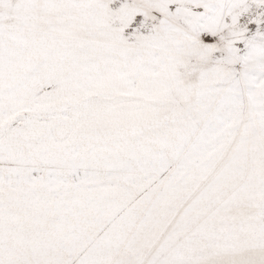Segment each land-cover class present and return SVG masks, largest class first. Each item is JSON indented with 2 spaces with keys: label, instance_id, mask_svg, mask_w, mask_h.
I'll return each mask as SVG.
<instances>
[{
  "label": "snow or ice",
  "instance_id": "6c2138e0",
  "mask_svg": "<svg viewBox=\"0 0 264 264\" xmlns=\"http://www.w3.org/2000/svg\"><path fill=\"white\" fill-rule=\"evenodd\" d=\"M0 264H264V0H0Z\"/></svg>",
  "mask_w": 264,
  "mask_h": 264
}]
</instances>
